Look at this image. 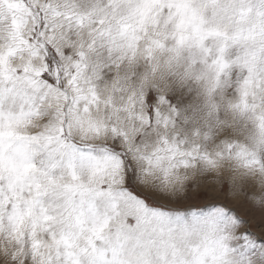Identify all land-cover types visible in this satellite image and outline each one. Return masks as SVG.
Listing matches in <instances>:
<instances>
[{"label":"snow or ice","instance_id":"obj_1","mask_svg":"<svg viewBox=\"0 0 264 264\" xmlns=\"http://www.w3.org/2000/svg\"><path fill=\"white\" fill-rule=\"evenodd\" d=\"M0 264H264V0H0Z\"/></svg>","mask_w":264,"mask_h":264},{"label":"rangeland","instance_id":"obj_2","mask_svg":"<svg viewBox=\"0 0 264 264\" xmlns=\"http://www.w3.org/2000/svg\"><path fill=\"white\" fill-rule=\"evenodd\" d=\"M240 214L245 218V219H249V222L251 223V219L248 215H246V212L244 209H241ZM254 231H256V229H253Z\"/></svg>","mask_w":264,"mask_h":264}]
</instances>
